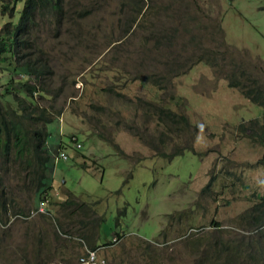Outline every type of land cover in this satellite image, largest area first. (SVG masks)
Instances as JSON below:
<instances>
[{
    "label": "rangeland",
    "instance_id": "1",
    "mask_svg": "<svg viewBox=\"0 0 264 264\" xmlns=\"http://www.w3.org/2000/svg\"><path fill=\"white\" fill-rule=\"evenodd\" d=\"M139 1L144 7L134 12ZM82 2L94 10L80 20V28L67 26L66 17L56 32L46 22L37 27L38 45L50 58L55 84L63 89V112L60 120L46 125L47 143L55 152L59 136L67 158L52 163V203L46 205L51 217L38 211L43 197L25 216L0 225V264H26L25 255L30 257L36 241L52 242L56 223L78 236L82 214L67 217L56 205L70 195L99 219L98 233L89 231L96 243L113 241L98 247L92 261L102 258L107 264L112 252H121L118 264H153L156 259L159 264H221L232 250L249 256L264 250V241H257L252 223L242 216L264 188V166L253 165L264 146L246 137L249 119L264 123V107L229 86L238 80L246 87L253 78L264 90V0H65V12L79 10ZM120 2L130 19L124 20ZM20 6L18 2L16 9ZM17 15L9 19L0 12V25L15 22ZM130 20L127 36L113 48L107 37L117 35L118 23ZM150 29L166 39L154 44L156 37L147 36ZM76 31L84 32L82 41ZM98 50H103L100 56ZM189 55H200L201 61ZM168 65L180 69L167 71ZM232 67L250 77L236 79L233 73L227 79ZM255 94L262 101L263 93ZM161 106L193 125L159 119ZM239 122L241 132L235 127ZM150 140L164 156H151L156 151L148 147ZM182 144L186 148L177 153ZM211 175L209 190L200 193ZM23 200L21 196L19 203ZM162 227H167L166 241L155 243ZM57 236L61 246L50 261L45 249L39 252L44 264H91L86 259L79 263L91 252L87 243ZM143 239L156 247L149 254Z\"/></svg>",
    "mask_w": 264,
    "mask_h": 264
},
{
    "label": "trees",
    "instance_id": "2",
    "mask_svg": "<svg viewBox=\"0 0 264 264\" xmlns=\"http://www.w3.org/2000/svg\"><path fill=\"white\" fill-rule=\"evenodd\" d=\"M18 2H21L19 10L16 9ZM96 3L107 4V0H96ZM64 4L65 0H0L1 13L7 12L9 19L14 12L18 14L15 22L7 20L0 25V76L5 75V80H0V225H5L12 216H25L29 209L32 206L35 207L37 201L43 197L46 198L44 212H46L48 218L51 217V210L46 209V205L52 203L50 202L51 196H49L52 189V163L54 164L59 158L65 160L67 155L61 147V141H58V144L55 145V152H50L51 149L47 143L48 131L46 130V125L60 120V115L63 112V103L60 101L63 89L55 84V73L49 63L50 58L38 45L37 27L39 24L46 22L56 32L58 27H63L61 24L64 21V17H66L67 26L80 28L83 26L80 20L93 15L94 10L88 2H82L79 10L65 12ZM142 7L144 6L139 1L137 8L133 11L140 12ZM119 10L120 12L124 11V20L132 17L126 18L127 11L122 2L119 3ZM132 23L133 20L118 23L117 35L114 36L110 33L107 37V43H113V48L117 47L124 37L127 36ZM74 33L77 39L82 41L84 32L76 31ZM155 33L152 29L147 33L149 38L152 36L156 37L154 44L160 43L158 42L159 40L163 41L167 37L166 35L155 36ZM102 52L103 50H98L96 56H100ZM189 59H197L200 62L201 56L194 57L189 55ZM206 60H213V58L210 57ZM155 62L164 64L163 59L160 58H155ZM14 63L15 65L12 67L11 64ZM179 69H173L169 65L166 68L167 71L174 72ZM236 71L237 73H235L233 67L230 68L227 79L233 73L236 79L239 77H250L249 72H245L242 68ZM220 72H223L224 77L227 76L225 75L227 71L222 69ZM139 79L145 80L144 78ZM248 84L245 87L238 80L229 82V86L238 87L237 89L250 102L264 107L262 85L258 84L257 80L254 81L253 78L250 79ZM255 90L263 93L260 95L263 102H257ZM154 94L156 95V91ZM169 98L173 99L172 96ZM165 107L161 106L157 109L156 115L159 119L163 118L172 122L181 121L184 125H193L189 123L188 117L169 107L168 109ZM248 125L250 132L246 137L253 141L252 144L258 143L260 146H264V123L256 118L249 119ZM242 126L244 125L241 122L237 123L235 125L236 131L241 132ZM194 128H197V126ZM175 131L180 133L182 129L177 127ZM95 135L97 138H102L101 134ZM137 136L139 137L138 134ZM58 139H60L59 136ZM144 139L137 140L142 142ZM70 140L74 144L75 149L80 147V145L76 147V144L79 143L75 137L70 136ZM101 140L106 141V139ZM187 141H190V136L188 135ZM159 142L161 145L165 143L160 138ZM151 143V140L150 143H147L148 147L156 151L151 150L152 154L164 156L160 150H157L152 145L154 143ZM182 145L183 147H180L177 153L182 148H186L185 144ZM188 150L192 151V146ZM59 151L64 154V158L58 155ZM253 165L264 166V152L255 159ZM213 180L214 176L211 175L199 192L204 193L209 190ZM21 196H24L22 204L19 203ZM56 205L60 206L61 212H66L65 216L67 217L78 213L82 214L84 220H77L80 222L81 233L78 236H73L64 229L65 225L56 223V231L52 236V242L46 244L42 239L36 241L30 250V257L28 258L25 255L26 264H44L39 255L41 249H45L44 256L46 261H50L53 253L61 246L58 243L60 238L57 236L60 233L63 234L64 238H77L87 243L90 250H96L100 246L109 247L113 243L110 240L97 244V236L89 233L93 228H96L98 233L99 219L94 216L93 210L86 203L77 201L74 196L70 195ZM242 216L246 218L248 224L252 223V227L257 234V241H264V188L263 192L259 194L257 201L249 206L242 213ZM166 229L167 227L158 229L153 240L155 243L166 241ZM24 234L27 235L29 233L25 231ZM114 234L117 238L123 236L119 233ZM142 241L145 244V254H149L150 250L156 248L152 242L146 239ZM222 251L225 254V248ZM121 256V252L118 254L112 252L109 255L107 264H118V260L122 258ZM225 256L221 260V264H264V250L257 251L254 256L237 253L232 250L227 252ZM153 264H159V260L156 259ZM197 264H200V262L197 261Z\"/></svg>",
    "mask_w": 264,
    "mask_h": 264
},
{
    "label": "built area",
    "instance_id": "3",
    "mask_svg": "<svg viewBox=\"0 0 264 264\" xmlns=\"http://www.w3.org/2000/svg\"><path fill=\"white\" fill-rule=\"evenodd\" d=\"M78 146H79V144H76V147H78ZM58 155H59L60 157L64 158V154L61 153L60 151H59ZM45 203H46V200L41 201V202L39 203L38 211H44V204H45ZM93 252H95V256H96V250H91V252L89 253L88 256H87V252H86V253H85V256L79 258V263H81L82 260L86 259L87 262H90V261H91V264H103V263H104V260H103L102 258H98L97 260L92 261V259H93V254H92V253H93ZM91 254H92V255H91ZM90 255H91V256H90Z\"/></svg>",
    "mask_w": 264,
    "mask_h": 264
},
{
    "label": "clouds",
    "instance_id": "4",
    "mask_svg": "<svg viewBox=\"0 0 264 264\" xmlns=\"http://www.w3.org/2000/svg\"><path fill=\"white\" fill-rule=\"evenodd\" d=\"M263 152H264V151H263ZM263 152H262V153H263ZM262 153H261V154H262ZM151 156H154V155H153V154H151Z\"/></svg>",
    "mask_w": 264,
    "mask_h": 264
},
{
    "label": "crops",
    "instance_id": "5",
    "mask_svg": "<svg viewBox=\"0 0 264 264\" xmlns=\"http://www.w3.org/2000/svg\"><path fill=\"white\" fill-rule=\"evenodd\" d=\"M59 141H61V140L59 139Z\"/></svg>",
    "mask_w": 264,
    "mask_h": 264
}]
</instances>
